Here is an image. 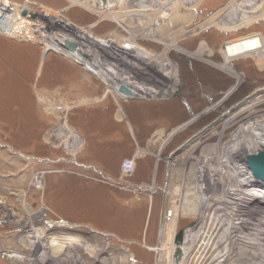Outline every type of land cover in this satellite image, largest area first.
I'll list each match as a JSON object with an SVG mask.
<instances>
[{"label":"rangeland","instance_id":"1","mask_svg":"<svg viewBox=\"0 0 264 264\" xmlns=\"http://www.w3.org/2000/svg\"><path fill=\"white\" fill-rule=\"evenodd\" d=\"M9 1L18 2L19 7L30 10V15H35L40 10V13H43V7H40L42 3L45 4L44 6H49L52 11L61 10L62 17L66 15L62 9L69 7V11H71L68 14L77 24L94 25L98 23L96 25L98 27L95 26L90 34L93 38L109 39L114 35L113 37L117 39L116 44L120 45V49L125 52L132 43L137 44V47L152 52L154 61L149 66H153L155 70H158L159 67H167L168 63L171 64L173 69L177 70L176 81L178 83L176 82L175 87H171L172 78L168 76L166 79L159 76L163 72L161 69L158 70L160 73L150 69L143 71L142 77L150 76V80L147 79V82L151 87L170 86V95L166 96L162 93L157 97L147 95L141 99H133V101L139 100V104L146 103L145 107H148L144 113H148L151 119L148 118L147 121H150L148 125H144L145 121L142 120L144 132L142 136L145 137L146 151L155 152L158 159L157 161L155 156L146 154L152 169V177L146 185L152 186L156 192L152 196H143L144 198L141 200L145 201V207L148 204L152 213L150 212L148 215L149 212L144 211V206L136 210L133 207H118L117 212L121 216L112 221L114 225L118 224V230L124 231V225L120 224L124 221L125 215L131 214L135 223H146L147 220L146 224L149 225L151 222L156 227L146 229L148 231L145 235L146 242L136 239V236L141 235L139 234L141 230L138 228V231L134 227L126 230L129 231L128 236L132 238L111 233L104 235V233H99L89 227L90 221L83 222L84 225L78 226L66 223V221L73 222H70L71 218L69 217H74L72 214L78 216L76 207H71L70 202L64 201L68 207H62V209L67 208L65 212L62 211L63 213H59L57 207H45L49 197L51 201L53 200V195H47L46 180L53 176L54 172L62 173V171L70 169L76 171L78 170L77 166L80 171L89 170L87 165L77 164L86 160L83 158L86 156L84 144L87 142L91 145L94 142L90 137L93 127L90 115L95 112L94 123H101L104 117L99 116L102 113L111 114L112 107L114 108L111 103L114 101L117 103L115 110H117L120 121L125 122L127 119L124 117L126 115L123 108L124 101L130 100L117 97L113 91H106L107 87L100 78L85 71L77 63L60 54L56 55L52 51L45 52L39 40L33 37L26 39L27 41L20 38L19 40L0 33V250L9 249L25 256L19 261L0 259V264H172L170 248L173 246V238L183 228L184 232L191 228L193 230L200 228L198 235L200 242L198 241L195 243L196 246L193 245V248L189 249V254L181 259L182 261L180 260V264H257L253 262L256 259L254 256L256 257L258 252L252 247L243 246L240 238L244 234H249V236L256 234V230L264 228V221H262L264 218L260 217L264 206L263 196L259 194L261 189L257 185H264V181L253 180L252 185L256 187V192L248 194L250 197H245L247 200L244 201L245 204L241 203V207H235L234 201H232L233 207L224 206L222 203L224 196L221 190L210 192L213 183V166H217L218 160L210 162L209 166L204 169H201V165L203 157H207L211 153L216 156L218 155L216 153L221 150L219 148L226 146L234 130L241 124L240 119L253 112L251 121L264 118V70L258 65L261 63L257 64L251 57L232 61L230 65L234 67L240 81L212 63L223 62L222 50L225 42L253 32L261 35L264 41V10L253 16L254 21L248 24L240 23L238 18L241 17V14L247 15L254 12L252 8L240 7L239 9V6L234 4V7L238 9L235 13L227 10L232 0H200L190 13L187 24L178 23L175 26H167V20L151 11H145V14L139 17L134 14L136 12L132 11L133 14H131V10L138 8L135 4L138 0H122L121 3H118V5H122L120 12L128 13L129 16H123V23L119 25L112 20L104 21L103 19L109 18L108 15L102 18L103 21H100L101 18L97 15L98 11L95 10L98 8L97 4H87L88 7L82 5L81 8L73 5L71 0ZM100 1L102 8L106 10V2ZM112 2L116 4L117 0H112ZM186 8V6L182 7V11H185ZM25 11L23 10L22 13ZM213 15V18L219 15L216 21L225 18L235 24L230 23V27H228L230 29H220L214 24ZM25 17L33 20L29 14ZM2 20L0 17L1 27ZM128 31L134 36L130 37ZM77 40L80 41L79 38ZM118 54L114 52L111 54V58L103 52V55L113 64L119 63L115 60L119 56ZM20 57L28 61L25 69L20 67L18 61ZM33 62L38 65H32ZM42 64L44 66L40 70ZM119 64L116 66L117 70L119 71L121 68L123 74L126 72L129 74L127 82L134 83V80L146 82L144 78L139 77L141 73L132 68L130 71L125 65ZM29 68L33 69L30 71ZM5 74L11 75L8 76L14 81L4 84L3 80L7 79ZM117 74L119 75V73ZM9 88H12L13 91L17 90L18 93L27 91L29 98L20 99L17 93V100L15 97L8 98L11 95ZM103 92H106L108 96L101 98L100 95ZM86 93L90 97H85ZM254 98L258 99L253 105L247 106L244 103ZM239 105L244 109L241 110ZM172 111L178 115V118L165 117L170 116L168 114H171ZM227 112L234 114L230 115ZM195 115L197 118L193 119ZM152 118L155 120L152 121ZM63 121H66L68 130L61 125ZM215 121H217L215 124L201 132L204 127ZM85 130L89 133H85ZM70 133L78 137L76 148L72 151L70 147L61 145V142L66 139L70 141ZM197 133L200 134L192 139L190 144L175 152ZM153 136L157 139L153 140ZM150 139L156 141L157 147L150 144ZM157 149L161 150L160 155L156 151ZM91 150L93 149L89 147L87 152L90 153ZM19 153L24 157L19 158L21 160L17 159ZM171 153L175 155V157L174 155L171 157H174L172 161L175 164L172 162L168 165L166 159ZM155 160L158 164L155 163ZM20 161L22 162L20 163ZM179 163L185 168L184 173L186 174H183V178H190L186 181V184L188 182L191 185L190 191L187 193L184 185L180 188L181 180L179 181L178 177H181V167L176 165ZM95 166L99 167L101 171L104 170L105 173H113L117 171L116 167L119 164L114 166L108 158L102 165L96 164ZM37 169L42 174L41 189H35L36 187L31 184V175L34 171H38ZM135 169L136 163L134 164V173ZM229 169H223L220 176L222 179L232 176V171L230 172ZM93 170L95 172L96 168ZM156 170L166 175L168 170V176L170 172L176 176L169 182V179L165 180V175L162 174L164 178L162 176L161 179L160 176L161 180L154 181L153 174L157 172ZM117 181L122 182L118 179ZM220 184L219 181L218 185ZM60 185L61 180L55 183V188ZM41 192L44 199L40 197ZM45 192L46 195H44ZM52 192H56V189ZM203 193L204 196H202ZM233 193L236 192L233 190L228 194L233 195ZM167 194L170 196L168 197ZM237 197L242 198L241 195ZM150 200L153 202L151 206H149ZM201 201H205L208 215L206 212L204 216L199 215L200 205L204 206ZM163 202L164 206L162 207ZM210 207L213 208L212 212L209 210ZM162 209L172 210L170 221L164 222L161 217ZM84 214L88 215V213ZM64 216L65 218H63ZM26 223L29 224L28 230L24 227ZM219 223L222 224L221 228L218 227ZM189 224H193V226L188 228ZM197 224L198 228H195ZM214 227L216 230L220 229L211 234L209 228L213 229ZM228 230L234 235L235 243L226 245L227 248L230 247V258L227 253V256L219 259L216 256L219 252H224L222 251V242L226 239L225 233ZM38 231L42 232V236ZM105 232L111 231L106 229ZM194 232L196 234V231ZM259 233L264 236L263 231ZM203 238L207 240L206 244L202 241ZM149 239H153V241L148 242ZM29 240L33 242L30 243ZM215 243L218 245L216 246ZM207 244L209 245L207 246ZM155 248L156 250L157 248L161 249L159 258ZM242 255L249 257L244 259ZM213 257L214 259H212ZM261 262L258 264H264L263 258Z\"/></svg>","mask_w":264,"mask_h":264},{"label":"bare ground","instance_id":"2","mask_svg":"<svg viewBox=\"0 0 264 264\" xmlns=\"http://www.w3.org/2000/svg\"><path fill=\"white\" fill-rule=\"evenodd\" d=\"M99 1L100 0H71L73 5H77L80 7L82 5L83 6L85 5L86 7H88L89 5H87V4H90V5L91 4L92 5L97 4L98 8L95 9V6H93V7L95 10L98 11V12L97 11H95V12H97L98 14L97 13L96 14L99 16V18H101L100 21H103V20L107 21L108 20V22H109V20H112L113 22H115L119 25H122L123 16H129L128 13L120 12L122 5H118V3H121L122 0H117L116 4L114 2H112V0H105V2H106L105 4L107 5L106 10H104L102 8V3L100 4L101 1L100 2ZM160 1H163V2H160ZM234 1H235V3H234ZM199 2H200V0H138L137 3H135V4H137L138 8H136V9L134 8L135 10H131V12L132 11L136 12L134 14H137L139 17L140 15L145 14L144 13L145 11H151L152 13L159 15V16H162L165 20H167V24H166L167 26H170V25L175 26L178 23L187 24L189 22L188 19L190 17V13L193 11V8H195ZM17 3L10 2L9 0H0V17H1V19H3L2 20L3 23L1 22L3 25H2V27L0 26V33L5 34L6 36H9V37H15L17 39L20 38L21 40L24 39L25 41H27L26 39H29L32 37L34 39L39 40V42L43 45L42 48L45 52L52 51L58 55L60 54V55H63L64 57L66 56L67 58L72 59L73 61H76V63L78 62L87 71H89L93 75L100 78L103 82L107 83L108 86H110V88L113 86V89L118 91V93H120L118 90V86L120 84H124V85L128 86L134 94L135 93L139 94V96L141 98H144L147 95L148 96L151 95V97L152 96L157 97V96H160V94H162V93L167 96L169 94L170 86L175 87L177 85V83H178L176 81L177 76H178L177 70L175 68L173 69V66L171 64L169 65V63H168L167 67L166 66L161 67V68L159 67V69H161L163 71L162 73H160L158 71L159 69L155 70L153 68V66H149L151 64V62L154 61L153 60L154 55L152 54V52H149V51H147L141 47H137L136 46L137 44L134 45L135 43H132L130 48L127 49V52H125V51H122L120 49L121 48L120 45L116 44L117 39L115 37H113L114 35L110 38L108 37L109 39H107V38L106 39L93 38L90 34L92 32V29L95 28V26L98 25V23L94 24V22H93L94 25L77 24L76 22L72 21L71 16L68 14V12L71 11V10L69 11V7L62 9L66 14L64 16L67 18V20L65 21V17L64 16L62 17L60 14L61 10L60 11H58V10L52 11V10H50L49 6H47V5L44 6L45 5L44 3H42V5H40L41 8L43 7V11H42L43 13H40V11H41L40 10L39 13L36 12V14L33 15V17H31V15L29 13L30 10L28 11L25 7H19V5ZM27 4H29V3H27ZM234 4L239 6V9H240V7L252 8V10L254 11V12H250L251 15L250 14L246 15L245 13L241 14V17L238 18L240 23L246 22L248 24V23L254 21L255 18L253 16H255L256 14H258L264 10V0H232V2L229 4L227 10H231V11H234L236 13V11H238V9L234 7ZM185 6L187 7L185 10L186 12L182 11V7H185ZM70 8H73V7H70ZM132 9H133V7H132ZM23 10L24 11L27 10L24 12L26 14L22 13ZM86 12H88V11H86ZM125 12H127V11H125ZM133 12L131 14H133ZM27 14H29L30 18L33 20H30L28 17H25V15H27ZM101 14H103V15H101ZM106 15H108L109 18H105L102 20V18ZM217 16H219V15H217ZM217 16L215 18H213L214 17V15H213L212 20L214 19L213 20L214 24L217 27H219L220 29L226 30L228 27H230V25H229L230 23L235 24V22H231V21L229 22V21L225 20V18H221V21H219V20L216 21V19L218 18ZM35 21L40 22V23H36ZM140 21H141V18H140ZM137 22L139 23V21H137ZM186 26H188V25H186ZM96 27H98V26H96ZM163 28L161 29V31L163 30ZM228 29H230V28H228ZM150 33H151V31H150ZM129 35H130V37L134 36L130 32H129ZM78 38L80 41L77 40ZM66 39H70L76 43V48L74 51H71L64 46L63 43ZM88 40H91V41H88ZM98 42H99V44H98ZM109 49H111V51H109ZM112 50H113V52H112ZM103 52L106 54L107 57H111V58H112L111 54H113L114 52L119 53L118 54L119 56L117 58H115V60L117 62H119L120 64H123V66L125 65V67L129 68L130 71L132 68V69L136 70L137 72L141 73V76H139V77L143 76V74H144L143 71H147L146 69H148V70L150 69L151 71H156L157 73L159 72L160 73L159 76H162L163 78H166V79H168V76H170L172 78L170 86H168V87L165 86L164 88L163 87L156 88V86H155V88H153L147 82V79L150 80V76L147 78H144V77L141 78V79L144 78L146 80V82H142L141 80H136V81L134 80V83L127 82L129 79V74L127 72L125 74H123L122 73L123 70H121V68L118 71L116 66L119 63L115 62V64H113L110 59H108L106 56L103 55ZM96 53H99L100 55H98ZM222 54L224 57L223 62L222 63L212 62L213 65H215L216 67H219L221 70L225 71L229 75H233V77H235V79H237V80L239 79V81H240L239 75L235 71L234 67H232L230 65V63L232 61H234L235 59H245L247 57L254 58L255 61L257 62V64L261 63L258 65L260 66V68H262L264 70V41H263V38L261 35L256 34L254 32L250 33L248 35H245L241 38L225 42L224 48L222 50ZM110 63H112V64H110ZM263 70H262V72H263ZM117 73H119V75ZM108 75H110L111 77H109ZM121 79H123V80H121ZM120 94H122V93H120ZM130 98H133V97H130ZM258 98H256V100H255V98L250 99L248 101H245L244 103H246L247 106H251L257 101ZM234 108H236V107H234ZM240 109L242 110V109H244V107L241 108V106H240ZM229 113H230V115L234 114L232 112H229ZM253 114H254V112L252 114H248L247 116H245L239 120V122L241 124L238 125V127L234 130V132L230 136L226 146H221L219 148L221 150H219V152L216 153L218 155L215 156V155H213V153H211V155H207V157H203V164L201 165V169L208 167L210 162L214 161L215 159L218 160L217 162L219 165L217 164L216 167L213 166V169H214V174L212 175V177H213L212 182L213 183L210 187V192L214 193V191L217 189L221 190V193H223V196H224V198L222 199V201H223L222 203L224 206L233 207L234 203H235V205H236L235 207H237V208L241 207V203L245 204L244 201L247 200V198H245V197L249 198L250 195L252 194V192H253V194H254V192H256V190H255L256 187H254L252 185V182L254 179H256V180H259V179H257L253 175V173H252V171L248 165V157L251 154H257L261 151H264V118L251 121L252 120L251 117H253ZM196 116L197 115H195L193 119L197 118ZM247 120L249 122H246ZM69 138L71 141L70 144L72 145V148H74V146L76 145L78 137L72 133V134H70ZM230 143H231V145H230ZM67 144H69V143H67ZM188 144H190V143H188ZM188 144H186V146ZM212 151H213V148H212L211 152ZM218 156H219V158H218ZM174 157H175V155H174ZM173 158H170V156H168V158L166 159V162L168 163V165H170L173 162L172 161ZM224 168H226V169L230 168L229 171L230 172L232 171V176H228L227 179H222L220 177ZM209 169H210V172L212 173L210 167H209ZM220 169H221V172H220ZM227 174H228V172H227ZM219 181L221 183L220 185H218ZM256 182H258V181H256ZM257 185L260 186L261 190H260L259 194H262L263 203H264V185L263 184H257ZM40 187L42 188L41 185H40ZM233 190L236 193H233V195L232 194L229 195L228 193L230 191H233ZM248 194H250V195H248ZM239 195H241L242 198L237 197ZM202 196H204V193ZM251 200H252V198H251ZM232 201H234V203ZM201 202H202V204H204V206L200 205V207H202V208L199 207V215L204 216L205 212L207 213L206 215H208V212H207L208 208L205 207V201H201ZM209 210H210V212H212L213 208L210 207ZM260 217L264 218V206L261 210ZM262 221H264V220H262ZM28 225H29L28 223H26L24 225V227H26L27 230H28ZM218 227L221 228L222 224L219 223ZM195 228H198V224H197V226H195ZM220 228H217V230H219ZM215 230H216L215 227L213 229L209 228V232L211 231V234H213ZM234 230L236 231L235 228H234ZM261 230L264 232V228H260V229L256 230L257 231L256 234H250V236H249V234H244V236H242L240 238V240L242 239L241 243L243 246L245 245V247H250V248L252 247L253 249H255L258 252L257 256L256 257L254 256V258H256V259L253 262V263H257V264H258V262L262 263L261 262L262 258L264 261V236L261 235L262 233L261 234L259 233V232H262ZM194 231H196V234ZM227 232L225 233L226 239H224L222 242L223 243V245H222L223 250L222 251H224V252H219L216 256V257H219V259L224 258L223 256H227L228 255L227 253H229L228 258H230V250H229L230 247L227 248L226 245L233 243L235 238H234V235L231 234L229 230ZM199 233H200V228L198 230H193L191 228L190 230L188 229V231L183 233V240H182V243L179 245L181 250H182V255H183L181 259H183L187 254H189V251L193 248V245L194 246L197 245L195 243H197L200 240L198 237ZM39 235L42 236L41 231L39 232ZM207 237H208V235L205 236L206 239H207ZM205 238L202 239L204 244H206V242H207V240ZM32 242L33 241L31 240L30 243H32ZM191 245H192V247H191ZM208 245L209 244H207V246ZM217 245L218 244H216V246ZM175 247H176V245L173 243L172 248H170L172 264H176V263H174L173 256H172L173 255V249ZM160 250L161 249H158V248L156 250V248H155V251L159 254V255H157L158 258L160 256ZM225 250H227L226 253H225ZM242 256L244 257V259H247V257H249L247 255H242ZM9 257H11V255H9ZM212 259H214V257ZM181 261H179L178 264H180ZM216 261H219V260H216ZM27 262H29V259H27ZM158 262H159V260H158Z\"/></svg>","mask_w":264,"mask_h":264},{"label":"crops","instance_id":"3","mask_svg":"<svg viewBox=\"0 0 264 264\" xmlns=\"http://www.w3.org/2000/svg\"><path fill=\"white\" fill-rule=\"evenodd\" d=\"M32 47L34 48V46ZM12 55L14 56L13 51H12ZM65 58L67 57L65 56ZM67 59L73 61L72 59L69 58ZM18 61L20 67L25 69L26 68L25 65L27 64L28 61H26V59H23L21 57L18 58ZM73 62L76 63V61ZM33 64L34 62L32 63V65ZM77 64L80 65L78 62ZM35 65L38 64L35 63L34 66ZM43 66L44 64L40 65V70L43 69ZM82 68L85 71H87L83 66ZM29 69L31 71V69L33 68H29ZM5 75L7 79L3 80L4 84L10 83V81H14L13 78L11 77L9 78V76L11 75L9 74H5ZM101 82L104 85H106L107 87L106 91L109 90L113 91V93L117 97L130 100V101H124V107H123L126 113L124 117L125 119H127V121L125 122L120 121L118 114L116 112L117 110H115L117 103H115L114 101L111 103L112 106L114 105V108L112 107L113 110L112 113L106 115L102 113L99 116V117H104V120L101 121V123H94L95 121L94 118H96L94 115L95 112L92 113V115H90L91 116L90 119L92 122L90 120L88 121L91 122V124L93 125V127L90 126L92 127V135L90 134V137L94 142L91 145H89L87 142L86 144H84L86 146L84 150L86 151V156H84L83 158H85L86 160L80 162L79 159L80 163L77 164V165L82 164L84 166L87 165L88 166L87 168L89 170L80 171L79 166H77L76 169L78 170L76 171L70 169V170H64L62 171V173H56V172L52 173L53 176L48 177L46 180L47 182L46 190H47V195L49 196L53 195L52 196L53 200L51 201V198L49 197L47 203H45L46 205L45 207H57L59 213H63L62 211L65 212L67 208L62 209V207H68L67 205L64 204L65 203L64 201H67V203L70 202L71 207H76L75 210L77 211L78 216H76V214H72L74 215V217L69 216L71 218L70 222L73 221L72 223L66 221V223H68L69 225H73V224H76L77 226L84 225L83 222L85 223L86 221H90L89 227H91L92 229L96 230L99 233L102 232L104 233V235L107 234L109 235V233H111L112 235L118 234V235H124L126 237L129 235L128 234L129 231L126 230H128V228L132 229L134 227L138 231L139 229L141 230V233H139L141 235L136 236V239H141L146 242L145 235L148 232L146 231V229H148L149 227H156L154 223L152 224L150 222V224L148 225L146 224L147 220L146 223H141V222L135 223L134 222L135 219H132L131 214L125 215L123 217L124 221H122V223L120 224V225H124V231L122 230L120 231L117 229L118 224L114 225L112 221L113 220L115 221L121 216V214L117 212L118 207H133L136 210L139 207L143 208L144 206V211H146V213L149 212L148 215L150 214V212L152 213V209L148 207V204L147 207H145L146 205L145 201L141 200L142 198H144L143 196L145 195L136 196V194L133 192L135 186L146 185L150 181V178L152 177L151 163L149 161V158H147L146 154H150L152 155V157H154L156 153L150 152V150L146 151V145L144 146L145 137L142 136V134L144 133L142 127L143 125L142 120L144 119L145 121L144 125L145 124L148 125L150 121L147 120L148 118L151 119V117L148 113H144V110L148 109V107H145L147 106L146 103H144L145 105L139 104L140 103L139 100L133 101L134 98L127 99L126 96L118 93V91L113 89V86L111 87L113 89L112 90L107 83L103 82L102 80ZM8 90L11 92V95L9 94L10 96L8 98L15 97L17 100L16 93L18 94V97L20 99L29 98V94L27 93V91H20L18 93L17 90L13 91L12 88H9ZM88 96H89L88 93H86L85 97ZM107 96L108 95L106 92H103V94L100 95L101 98H105ZM168 111L170 112V110ZM168 115L170 116H165V117L170 119H172V117L178 118L177 117L178 115H175L174 111H172V113ZM154 120L155 118H152V121ZM84 132L89 133L86 130ZM149 142L150 144H153L154 147H157L156 141L150 139ZM87 147L88 148L91 147L93 150H91L90 153H88ZM156 151L159 152L160 155L161 150L157 149ZM19 158L22 159L24 157L22 156V154L20 155L19 153V155H17V159L21 160ZM108 158H109V162L112 163L114 166L118 164L120 166L121 161H123L124 159H132L134 164L136 163V169L134 175L128 179L122 180V182L117 183V179L120 173L119 166L116 167L119 170L117 169V171L113 173L112 172L105 173L103 172L104 170L101 171L99 167L95 166L96 164L102 165L103 163H105V161L108 160ZM156 160L158 161L157 157ZM156 160L155 163L157 162ZM21 162L22 161H20V163ZM173 163L175 164V162ZM176 165L181 167V177L180 176H179L180 178L178 177L179 181L181 180L180 188L182 185H184L187 193L188 191H190L191 185H189L188 182L186 184V181L190 180V178H186V179L183 178V174H186L184 173L185 168H183L180 163ZM92 168L93 169L96 168L95 172H93L94 170ZM162 174L165 175V180L169 179V182L176 176V174L174 175L173 172H170L168 176L163 172L159 173L157 171L153 174V180L158 181L160 179V176L162 179L163 176ZM155 177L157 180L155 179ZM104 178L113 181V183L111 184L104 181ZM59 180H61V185L55 188V183L58 182ZM55 189L56 192L53 193L52 190ZM44 195H46V192ZM167 195L168 197L170 196V194ZM40 197L43 198L42 192ZM152 203L153 202H151L150 200L149 206H151ZM163 206H164V202L162 204V207ZM84 213H88V215L85 216ZM125 214L127 213L125 212ZM63 218H65V216ZM102 221H104V223H102ZM113 226L115 227L112 228ZM106 229H108V231L110 230L111 232H105ZM128 238H132V237L128 236ZM152 241L153 239L148 240V242H152Z\"/></svg>","mask_w":264,"mask_h":264},{"label":"built area","instance_id":"4","mask_svg":"<svg viewBox=\"0 0 264 264\" xmlns=\"http://www.w3.org/2000/svg\"><path fill=\"white\" fill-rule=\"evenodd\" d=\"M61 125L65 128L68 127L66 121H63ZM70 134H72V133H70ZM153 137H154L153 140L157 139V137H155V136H153ZM77 140H78V138H77ZM70 142L71 141H69V139L68 140L66 139L63 142H61V145L62 146L66 145V146L70 147V150L72 151L74 148H76V145L74 146V148H72V145L70 144ZM67 143H69V144H67ZM77 147H78V145H77ZM133 174H134V162L132 161V159H124L120 164V174H119L118 180L122 181V180L128 179V178L132 177ZM41 180H42L41 172L39 170L34 171V173L31 175V184L36 187L35 189H41V187H40ZM104 181L111 183V184L113 183V181L105 179V178H104ZM117 183H118V181H117ZM133 192L136 194V196H140V195L152 196L156 191L152 186L139 185V186L134 187ZM171 217H172V210L171 209H168V210L162 209V219L164 220V222L170 221ZM9 255H11V257H9ZM22 255L23 254L20 252L17 253L16 251H10L9 249L0 250V259L1 260H4V259L16 260L17 259V261H19V260L25 258V256L23 257Z\"/></svg>","mask_w":264,"mask_h":264},{"label":"water","instance_id":"5","mask_svg":"<svg viewBox=\"0 0 264 264\" xmlns=\"http://www.w3.org/2000/svg\"><path fill=\"white\" fill-rule=\"evenodd\" d=\"M103 2L105 0H102ZM25 14V13H23ZM34 14H31V17H33ZM64 46L71 50V51H74L75 48H76V43L70 39H66L64 41ZM118 90L120 93H122L123 95L126 96L127 99H129L130 97H133L135 99H141V97L139 96V94H134L130 88L124 84H120L118 86ZM217 121L213 122L211 125H208L206 127H204V129L201 131H205L207 130L209 127H211L213 124H215ZM200 133H197L195 136H193L192 138L188 139L181 147H179L175 152H178L181 148L185 147L186 144H188L192 139L196 138ZM174 152V153H175ZM174 153H171L170 154V158L174 155ZM248 165L253 173V175L259 179V180H262L264 181V151H261L257 154H251L249 155L248 157ZM169 170V169H168ZM168 170L166 171L167 172V175H168ZM162 217V215H161ZM193 224H189L187 227H192ZM183 233H184V228L179 230L175 235H174V238H173V243L176 245V247L173 249V260H174V263L178 264V262L181 260L182 258V250L180 248V244L182 243V240H183Z\"/></svg>","mask_w":264,"mask_h":264}]
</instances>
